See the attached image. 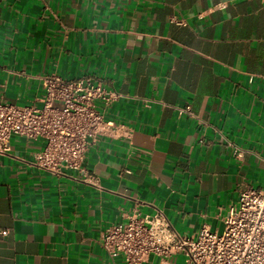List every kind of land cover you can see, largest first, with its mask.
<instances>
[{"label": "crops", "instance_id": "0c3cea01", "mask_svg": "<svg viewBox=\"0 0 264 264\" xmlns=\"http://www.w3.org/2000/svg\"><path fill=\"white\" fill-rule=\"evenodd\" d=\"M53 73L122 93L105 113L124 126L90 143L88 179L12 136L0 264H124L99 242L109 225L161 210L181 234L222 231L240 191L264 188V0H0V99L41 106Z\"/></svg>", "mask_w": 264, "mask_h": 264}, {"label": "built area", "instance_id": "2783aa9c", "mask_svg": "<svg viewBox=\"0 0 264 264\" xmlns=\"http://www.w3.org/2000/svg\"><path fill=\"white\" fill-rule=\"evenodd\" d=\"M43 87L41 106L0 99V151L10 150L14 135L41 139L43 146L35 156L40 166L57 173L72 169L88 179L92 173L85 155L90 143L102 135H119L124 126L105 113L123 95L89 75H45ZM180 112L192 114L191 105ZM227 144L235 155H243L242 148ZM223 222L222 231L205 224L191 236L179 233L161 210L144 216L136 212L127 221L109 225L99 242L111 258L122 255L124 264H144L152 253L168 256L178 251L189 264H264V188L242 189Z\"/></svg>", "mask_w": 264, "mask_h": 264}]
</instances>
